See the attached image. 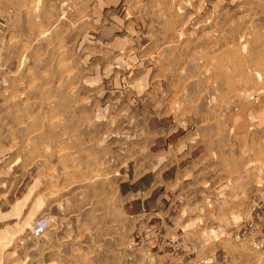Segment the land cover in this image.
<instances>
[{"label":"rangeland","instance_id":"obj_1","mask_svg":"<svg viewBox=\"0 0 264 264\" xmlns=\"http://www.w3.org/2000/svg\"><path fill=\"white\" fill-rule=\"evenodd\" d=\"M148 66L205 158L129 214L113 174L126 193L143 128L102 123ZM262 105L264 0H0V201L49 219L28 235L57 264H264Z\"/></svg>","mask_w":264,"mask_h":264},{"label":"crops","instance_id":"obj_2","mask_svg":"<svg viewBox=\"0 0 264 264\" xmlns=\"http://www.w3.org/2000/svg\"><path fill=\"white\" fill-rule=\"evenodd\" d=\"M144 57L142 62L149 64V60ZM147 69L140 73V81H137L135 87L136 96H139L135 102H140V107L134 108V118L120 117L116 114L107 123H102L110 127L143 128L140 141L144 142L145 146L139 151L140 157L134 164L132 178L128 177L126 193H121L125 179L120 174L123 167V164L120 165L122 163L120 158L117 159L118 172L115 171L113 174L118 176L115 181L117 200L124 212L129 214L143 209L159 188L171 189L174 185L186 181L205 158L202 151L194 157L202 143L197 129L191 128V118L188 115L183 117L175 115L166 100L163 83L159 79H152L149 76L150 66ZM262 108L263 105L259 107L258 114L264 118ZM149 179L151 180L148 185H144L143 182ZM12 196L10 194L0 201V264H57L56 255L54 256L48 246L47 238H51L52 234L49 233L34 244L29 237L32 235H28L29 227L28 233L25 231L31 218V203H28V199V202L21 200L15 203ZM32 202H35L39 213L52 206L51 203H47L41 190Z\"/></svg>","mask_w":264,"mask_h":264},{"label":"bare ground","instance_id":"obj_3","mask_svg":"<svg viewBox=\"0 0 264 264\" xmlns=\"http://www.w3.org/2000/svg\"><path fill=\"white\" fill-rule=\"evenodd\" d=\"M40 223V224H38ZM49 228V219L44 217V219H37V221L32 222L29 226V232L34 237H39Z\"/></svg>","mask_w":264,"mask_h":264},{"label":"built area","instance_id":"obj_4","mask_svg":"<svg viewBox=\"0 0 264 264\" xmlns=\"http://www.w3.org/2000/svg\"><path fill=\"white\" fill-rule=\"evenodd\" d=\"M38 224H40V223H38Z\"/></svg>","mask_w":264,"mask_h":264}]
</instances>
